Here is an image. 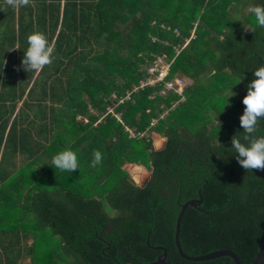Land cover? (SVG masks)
<instances>
[{"label":"trees","instance_id":"1","mask_svg":"<svg viewBox=\"0 0 264 264\" xmlns=\"http://www.w3.org/2000/svg\"><path fill=\"white\" fill-rule=\"evenodd\" d=\"M257 3L29 0L13 9L0 0V264H150L159 247L174 264H236L180 254L177 220L193 199L202 202L185 209L183 251L228 249L253 263L264 243V170L241 167L231 141L264 66V27L246 12ZM33 32L54 48L39 73L22 64ZM158 56L171 62L169 79H186L183 97L163 94V83L139 87ZM65 149L78 156L72 173L51 166ZM96 150L104 160L92 167ZM132 164L151 171L144 187Z\"/></svg>","mask_w":264,"mask_h":264},{"label":"clouds","instance_id":"2","mask_svg":"<svg viewBox=\"0 0 264 264\" xmlns=\"http://www.w3.org/2000/svg\"><path fill=\"white\" fill-rule=\"evenodd\" d=\"M7 4L16 9L27 6L29 0H7ZM246 12L254 18L255 25L264 27V0L247 6ZM27 42L29 46L22 64L29 73H39L45 66L53 63L54 48L43 32H33L28 36ZM254 77L248 85L247 95L243 99V104L246 106L240 117L243 132L233 137L231 149L236 155L238 163L244 169L264 170V135H256L257 124L264 119V66L255 69ZM103 160L104 154L96 150L93 153L91 166L97 167L102 164ZM51 166L55 170L72 173L79 168L77 153L71 149H65L53 156Z\"/></svg>","mask_w":264,"mask_h":264},{"label":"water","instance_id":"3","mask_svg":"<svg viewBox=\"0 0 264 264\" xmlns=\"http://www.w3.org/2000/svg\"><path fill=\"white\" fill-rule=\"evenodd\" d=\"M166 143H167V139H164L163 146L162 147H156V149L164 148L166 146ZM151 174L152 173H150V175H147V177L142 182L137 181V184L144 187L146 185V182L149 180V177L151 176ZM201 202H202V199H193V200L186 202L184 205H182V210L180 211V214H179V217L177 220L176 235H175L176 245H177V248H178L180 254L184 258L189 259V260H193V261L207 260V259H211V258L223 256V255H228L234 259L236 264H242L237 253H235L232 250H228V249L217 250V251L208 253L206 255H201V256H189L183 251L179 236H180L181 220L183 218L185 209L188 205L198 206ZM158 249L163 250L164 253L156 261H154L150 264H174V263L167 262V250L164 247H159ZM252 264H264V243L262 244L261 248L259 249V251L256 255V258L254 259Z\"/></svg>","mask_w":264,"mask_h":264},{"label":"built area","instance_id":"4","mask_svg":"<svg viewBox=\"0 0 264 264\" xmlns=\"http://www.w3.org/2000/svg\"><path fill=\"white\" fill-rule=\"evenodd\" d=\"M170 71L171 62L167 61L163 56H158L154 60V63L148 67V77L141 81L139 87L143 88L147 85H158L163 83L164 86L161 91L163 94L176 93L183 97L186 88V79L180 76L169 79L168 76ZM129 97L130 95H128L127 98ZM154 124L155 122L153 125ZM144 134L145 133H139L140 136H143ZM132 135L135 136L136 134L132 132Z\"/></svg>","mask_w":264,"mask_h":264},{"label":"rangeland","instance_id":"5","mask_svg":"<svg viewBox=\"0 0 264 264\" xmlns=\"http://www.w3.org/2000/svg\"><path fill=\"white\" fill-rule=\"evenodd\" d=\"M152 137L154 140L155 147H162L164 138L162 135L158 133H152ZM126 169L130 172L131 177L137 182H142L147 175H150L151 171L145 167L144 165L139 164H132V165H126Z\"/></svg>","mask_w":264,"mask_h":264},{"label":"flooded vegetation","instance_id":"6","mask_svg":"<svg viewBox=\"0 0 264 264\" xmlns=\"http://www.w3.org/2000/svg\"><path fill=\"white\" fill-rule=\"evenodd\" d=\"M151 176H152V174H151ZM151 176L149 177V180H150ZM149 180L146 182V184L149 182Z\"/></svg>","mask_w":264,"mask_h":264}]
</instances>
